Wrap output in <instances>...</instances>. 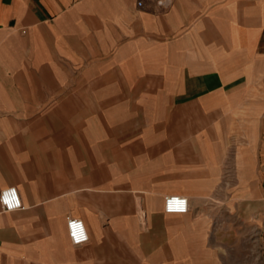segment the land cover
<instances>
[{"label":"rangeland","instance_id":"rangeland-1","mask_svg":"<svg viewBox=\"0 0 264 264\" xmlns=\"http://www.w3.org/2000/svg\"><path fill=\"white\" fill-rule=\"evenodd\" d=\"M91 34L48 46L33 35L27 100L4 113L26 110L28 127L60 143L86 140L109 182L190 195L188 212H156V264H264V60L202 87L169 69L171 55L116 54Z\"/></svg>","mask_w":264,"mask_h":264},{"label":"crops","instance_id":"crops-1","mask_svg":"<svg viewBox=\"0 0 264 264\" xmlns=\"http://www.w3.org/2000/svg\"><path fill=\"white\" fill-rule=\"evenodd\" d=\"M136 1L0 0V189L15 185L23 204L0 205V264H156V212L182 214L166 213L163 197L183 193L131 190L120 176L110 183L106 170L92 163L86 140L60 143L58 135L28 127L26 110L4 113L27 100V74L21 76L33 35L48 46L61 35L74 42L92 37L94 29L116 54L128 47L132 55H171L163 62L194 72L202 87L224 86V71L264 60V0ZM255 108L261 115L262 106ZM75 151L84 154L76 158ZM253 180L261 179H244ZM68 216L84 221L85 242L70 241Z\"/></svg>","mask_w":264,"mask_h":264},{"label":"built area","instance_id":"built-area-1","mask_svg":"<svg viewBox=\"0 0 264 264\" xmlns=\"http://www.w3.org/2000/svg\"><path fill=\"white\" fill-rule=\"evenodd\" d=\"M136 3L142 5L144 0H137ZM0 205L3 210H13L23 206L15 185L4 186L0 189ZM163 208L166 212H186L189 209V199L186 195L180 193L166 194ZM66 229L73 244H81L88 238L86 225L79 217L68 216L66 218Z\"/></svg>","mask_w":264,"mask_h":264},{"label":"bare ground","instance_id":"bare-ground-1","mask_svg":"<svg viewBox=\"0 0 264 264\" xmlns=\"http://www.w3.org/2000/svg\"><path fill=\"white\" fill-rule=\"evenodd\" d=\"M165 211V210H164ZM166 212V211H165ZM166 213H177V212H166Z\"/></svg>","mask_w":264,"mask_h":264}]
</instances>
